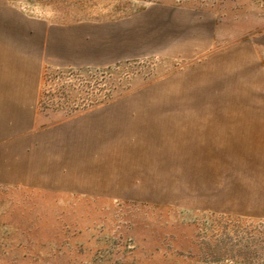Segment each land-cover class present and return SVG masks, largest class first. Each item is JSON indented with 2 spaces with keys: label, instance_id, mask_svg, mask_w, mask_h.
<instances>
[{
  "label": "rangeland",
  "instance_id": "rangeland-1",
  "mask_svg": "<svg viewBox=\"0 0 264 264\" xmlns=\"http://www.w3.org/2000/svg\"><path fill=\"white\" fill-rule=\"evenodd\" d=\"M0 264H264V0H0Z\"/></svg>",
  "mask_w": 264,
  "mask_h": 264
}]
</instances>
